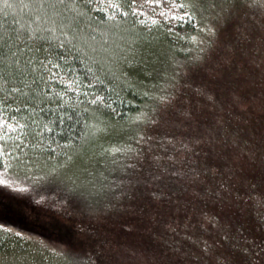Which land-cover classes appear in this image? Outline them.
I'll return each mask as SVG.
<instances>
[{
	"label": "trees",
	"instance_id": "16d2710c",
	"mask_svg": "<svg viewBox=\"0 0 264 264\" xmlns=\"http://www.w3.org/2000/svg\"><path fill=\"white\" fill-rule=\"evenodd\" d=\"M201 34L193 0H0V193L54 216L65 210L86 229L119 217V246L109 254L87 231L57 233L0 218L2 264H206L195 255L264 264V114L243 132L235 113L224 111L220 130L208 122L187 174L157 173L164 191L148 194L143 207L112 205L127 165L152 176L150 162L134 155L138 140L151 142L165 126L182 70L198 80L194 38ZM160 54L170 58L164 68L157 67ZM260 89L254 84V98ZM106 132L117 133L111 147ZM128 144L130 163L105 166L116 160L115 147ZM92 150L107 152L96 183L68 167ZM238 156L245 161L235 162ZM60 173L78 189L56 187ZM163 237L169 241L157 243Z\"/></svg>",
	"mask_w": 264,
	"mask_h": 264
},
{
	"label": "rangeland",
	"instance_id": "374dc122",
	"mask_svg": "<svg viewBox=\"0 0 264 264\" xmlns=\"http://www.w3.org/2000/svg\"><path fill=\"white\" fill-rule=\"evenodd\" d=\"M216 1L193 0L202 33L200 37L194 38L200 51L199 61L198 58L195 61L198 62V80L194 81L193 74H190L188 70H182L181 74H184L182 79L173 86L169 93L170 100L176 108H171L169 113L164 112L166 113L165 126L156 129L151 142H145L143 137L138 140V151L134 155H137L145 166L149 161L150 163L146 167H153V174L149 178H144L141 165L136 172L130 170L134 168L133 165H127L130 175H128L126 183L122 189L119 186L116 192L112 193V197L117 200V202L113 201L112 205L119 211L131 207H143L147 203L148 194L163 192L157 173L164 172L163 174H165L167 169L169 172L171 169V172L176 174L168 178H179L187 174L189 169L193 168L190 165L193 160L190 161L188 158L191 157L192 151L204 144L208 122L213 123L211 126L213 130H220L224 124V121L221 120L224 111L235 113L236 119L233 122L239 123L243 132L253 128L254 116L258 117L264 114V109H261L264 106V89H260L263 93L254 98V84H262L264 87V0ZM195 58L196 56L193 57V60ZM158 59V68H164V65L167 64L165 62L170 60V58H165L164 62L162 55ZM160 72H162L160 74L166 73L165 70ZM227 98L232 99L223 102ZM179 105L183 109H179ZM176 114L180 116H176ZM156 126H152L153 129ZM116 134L112 135L106 132L105 142L110 139L111 143L115 140ZM240 135L241 133L237 136L234 135V139L237 140ZM112 144H109L108 147H111ZM104 145L107 146V144ZM232 145L233 141L229 140V146ZM242 145H244L243 142ZM129 147V144L121 146L122 149L115 147L112 154L116 160L106 162L105 166L126 165L125 161L130 156L128 154ZM106 154L107 152H94L90 157L79 162L72 160L68 167L75 173L89 176L88 181L93 179L96 183L98 177L100 178L101 165ZM204 160L206 157L202 159V161ZM131 161L132 159L127 162ZM238 161L245 160L243 156H238L235 158V162ZM173 163L178 164L177 172L172 169L174 168ZM157 179L159 180L157 181ZM65 183L68 182H66L65 176L60 173V178L56 179V183H54L56 187L72 193L78 189V186L74 184H68L69 188ZM169 190H174V188L171 186ZM80 198V204L83 205L84 198ZM72 203L74 204L75 200H72ZM66 213L63 210L61 215L54 216L45 213L40 208L28 209L23 203L11 200L0 193V218L9 220L13 224L20 226L22 224H37L39 227L57 233L70 230L87 231L90 238L99 239L101 246L97 250L106 254L119 246V237L115 234L116 229L114 228V222L119 217H102L101 222L90 224L86 229L80 225L81 223L72 221ZM167 217L170 218V214ZM174 228H184V225L176 224ZM168 241L167 237H163L157 243L162 245ZM193 258L195 262L197 260L205 261L206 264H216L217 262L212 261V258L207 255L202 257L195 255ZM181 264L193 263L189 259Z\"/></svg>",
	"mask_w": 264,
	"mask_h": 264
},
{
	"label": "snow or ice",
	"instance_id": "6c2138e0",
	"mask_svg": "<svg viewBox=\"0 0 264 264\" xmlns=\"http://www.w3.org/2000/svg\"><path fill=\"white\" fill-rule=\"evenodd\" d=\"M133 2L135 3V0H133ZM157 3L160 2V0H156ZM189 15L188 13H185V16ZM0 264H2V262H0Z\"/></svg>",
	"mask_w": 264,
	"mask_h": 264
}]
</instances>
